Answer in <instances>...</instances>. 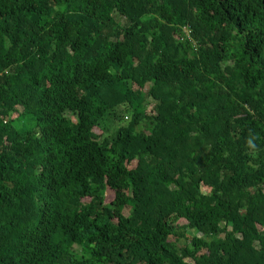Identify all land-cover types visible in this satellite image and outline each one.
<instances>
[{"label": "trees", "instance_id": "16d2710c", "mask_svg": "<svg viewBox=\"0 0 264 264\" xmlns=\"http://www.w3.org/2000/svg\"><path fill=\"white\" fill-rule=\"evenodd\" d=\"M0 264H264V0H0Z\"/></svg>", "mask_w": 264, "mask_h": 264}, {"label": "rangeland", "instance_id": "374dc122", "mask_svg": "<svg viewBox=\"0 0 264 264\" xmlns=\"http://www.w3.org/2000/svg\"><path fill=\"white\" fill-rule=\"evenodd\" d=\"M115 18L117 19V21L120 23V25H124L125 24V20L120 18L119 16H116L115 15ZM148 110H151V107L148 108ZM125 121H128V120H125ZM116 126V125H115ZM96 133L99 134V131L96 130ZM133 166V165H132ZM209 192L208 189L206 188H202V193L204 194H207ZM112 199V193L111 192H107V195H106V200L107 202H109L110 200ZM125 212L127 213V211L125 210ZM79 248L77 246H74L73 248V254L76 256V257H79Z\"/></svg>", "mask_w": 264, "mask_h": 264}, {"label": "built area", "instance_id": "2783aa9c", "mask_svg": "<svg viewBox=\"0 0 264 264\" xmlns=\"http://www.w3.org/2000/svg\"><path fill=\"white\" fill-rule=\"evenodd\" d=\"M186 32H187V29L185 30V33L184 34L186 35L187 38H189L188 32L187 33Z\"/></svg>", "mask_w": 264, "mask_h": 264}]
</instances>
